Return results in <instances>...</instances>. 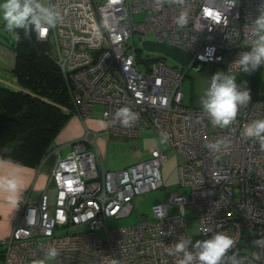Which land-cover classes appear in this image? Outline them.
<instances>
[{"label":"built area","instance_id":"1","mask_svg":"<svg viewBox=\"0 0 264 264\" xmlns=\"http://www.w3.org/2000/svg\"><path fill=\"white\" fill-rule=\"evenodd\" d=\"M47 2L61 21L35 38L59 66L83 129L65 152L61 145L52 147L55 158L36 200L29 198L30 188L21 193L10 231L1 239V264H178L182 254L169 255L167 247L180 237L195 242L217 232L236 242L222 264H264V150L242 136L249 122L264 119V97L251 94L232 124L219 127L202 107L184 105L181 90L193 59L209 62L208 86L216 72L239 69L235 61L249 50L250 25L264 11V0H237L232 7L230 0ZM134 12L141 17L133 18ZM181 15L183 26L176 23ZM143 39L182 48L189 63L172 60L184 67L179 70L154 50L138 58ZM94 105L100 107L98 126L88 124ZM125 106L136 115L129 126L116 117ZM142 127L164 147L155 144L116 170L106 169L101 159L98 165L95 138L136 137ZM217 141L218 150L208 147ZM167 149L181 157L178 179L189 193H168L151 204L148 219L107 225V219L130 212L135 195L162 185L159 165ZM185 208L195 220L191 232ZM49 247L59 252L54 261L45 260Z\"/></svg>","mask_w":264,"mask_h":264},{"label":"clouds","instance_id":"2","mask_svg":"<svg viewBox=\"0 0 264 264\" xmlns=\"http://www.w3.org/2000/svg\"><path fill=\"white\" fill-rule=\"evenodd\" d=\"M180 3L183 0H179ZM231 7L237 0H230ZM61 21L60 12L52 7L47 0H0V22L13 38L19 41L17 30H23L27 37L32 32L43 37L49 29L55 28ZM186 17L181 15L176 23L186 24ZM95 35L100 36L99 29ZM249 50L239 54L235 63L242 73L251 74L264 66V11L252 19L249 29ZM247 81L237 84L236 77L225 72H216L211 76L208 89L201 97V106L211 118L215 126L227 127L236 119L241 106L247 105L252 97ZM116 117L124 126H129L136 119L135 113L127 106L116 111ZM242 136L258 141L264 150V119L249 122L242 131ZM221 142L211 143L208 147L218 150ZM21 181L12 175H0V193L6 194L5 199L14 207L20 202L23 191ZM235 240L225 233L217 232L209 239L196 240L180 237L177 242L166 248L169 255L182 254L178 264H222L223 258L235 245ZM189 245L194 251L189 250ZM59 255L55 247L45 252L46 261H54ZM255 259H260L255 254ZM40 264H45L41 261Z\"/></svg>","mask_w":264,"mask_h":264},{"label":"rangeland","instance_id":"3","mask_svg":"<svg viewBox=\"0 0 264 264\" xmlns=\"http://www.w3.org/2000/svg\"><path fill=\"white\" fill-rule=\"evenodd\" d=\"M133 18L136 20L141 17V13L134 12ZM9 38V32L4 28L3 22H0V41L6 43ZM144 40V39H143ZM134 42L137 44V36L134 35ZM141 44V42H140ZM151 53L145 49H140L137 53L138 58L150 57ZM11 53L4 45L0 43V84H6L9 87L15 86L17 84L15 76L10 72L8 65L11 63ZM173 59H165V61L177 67L179 70H183L179 65L174 64ZM142 62L139 61L140 65ZM261 70V76H258L257 72L251 74L242 73L240 69L229 71L228 74L234 75L236 81L241 84L242 81H247V87L250 89L251 94L255 97L264 96V69ZM211 74L209 62H204L200 69H193L187 67L185 70V75L181 79V90H182V103L188 106H201V97L204 95L208 89L209 78ZM7 81V82H6ZM99 106L94 105L92 116L89 119L91 125H96L100 121L97 116L99 112ZM76 113L71 109V114L66 119L65 123L59 128L57 134L54 137V142L56 145H61V152H65L67 146L70 142L78 140L81 136L83 125L80 123L76 117ZM101 143H95L98 149H100V156L104 163V167L109 170H116L128 165L129 162L139 159V155L145 156V152L149 147L158 144L164 147L162 141H160L150 128L142 127L136 137H117L101 135ZM55 146V145H54ZM55 152H52L50 148L46 153V160L41 165L40 170L33 169V175L25 185L28 189L30 188L29 198L31 200H36L38 192L43 189L45 180L49 173L50 167L54 161ZM181 157L174 153L172 150H166V158L159 165L161 182L160 187L150 189L145 191L143 194L135 195L132 198V209L130 212L123 217L110 218L107 219L106 223L109 226H118L129 224L137 220L148 219L150 217V206L155 202H162L165 200V196L168 193L176 192L180 194L187 195L189 189L186 185H180L177 173V164L179 163ZM98 165L99 160L96 159ZM10 162V161H9ZM15 164V163H14ZM3 164L0 163V175L4 174L1 167ZM23 187V188H25ZM51 192H48L50 196ZM18 205L15 206V211L17 212ZM185 214L188 216L187 228L191 232L192 227L195 225V220L191 218L192 211L190 208H185ZM7 221V217L0 214V232ZM10 227L6 234L9 233ZM5 234V235H6ZM4 235V236H5ZM3 236V237H4ZM2 234L0 233V254L2 253L3 243L1 242ZM1 264V259H0Z\"/></svg>","mask_w":264,"mask_h":264},{"label":"trees","instance_id":"4","mask_svg":"<svg viewBox=\"0 0 264 264\" xmlns=\"http://www.w3.org/2000/svg\"><path fill=\"white\" fill-rule=\"evenodd\" d=\"M9 33L10 72L17 84H0V157L40 170L54 137L71 114L67 86L61 70L47 52V45L17 30ZM264 97V96H263ZM1 257V254H0Z\"/></svg>","mask_w":264,"mask_h":264},{"label":"crops","instance_id":"5","mask_svg":"<svg viewBox=\"0 0 264 264\" xmlns=\"http://www.w3.org/2000/svg\"><path fill=\"white\" fill-rule=\"evenodd\" d=\"M260 68H262V67H260ZM262 69H264V68H262ZM256 72L258 73V76H261V70L260 69H258ZM88 124L90 126H98V125H100V122H97L96 125H91L89 120H88ZM97 140H98V142L101 143V138H98ZM97 140H96V142H97ZM65 148H67V146H65ZM91 148L94 149V146H91ZM96 149L98 151V154H96V159L98 158V160H100V159L102 160V158L100 156V149H98L97 146H96ZM141 155L142 154H140L139 156H141ZM0 163H2L4 165L3 168L1 167L4 174L16 176L21 181L22 187H25V185L27 184V182L29 181V179L33 175V169L37 170V168H35V167H24L22 165L14 164V163L9 162L7 159L2 158V157H0ZM23 189L24 190L22 192L26 191L27 188L25 187ZM5 196H6V194L0 193V214H3L4 216L7 217V221L4 224L2 231L0 232L2 234V237L8 232L9 227H10V221H12V218L14 217V215L16 213L15 207L7 202V200L5 199Z\"/></svg>","mask_w":264,"mask_h":264},{"label":"water","instance_id":"6","mask_svg":"<svg viewBox=\"0 0 264 264\" xmlns=\"http://www.w3.org/2000/svg\"><path fill=\"white\" fill-rule=\"evenodd\" d=\"M140 45L145 50H154L162 54H165L169 56L171 59L178 62L180 65H187L189 63L190 54L180 47L173 46L163 42H158L155 40H147V39L142 40ZM188 67L193 69H200L201 64L197 60L193 59L189 63Z\"/></svg>","mask_w":264,"mask_h":264},{"label":"bare ground","instance_id":"7","mask_svg":"<svg viewBox=\"0 0 264 264\" xmlns=\"http://www.w3.org/2000/svg\"><path fill=\"white\" fill-rule=\"evenodd\" d=\"M98 138H95V143H96V140H97ZM95 145V147H96V144H94ZM96 157V156H95Z\"/></svg>","mask_w":264,"mask_h":264}]
</instances>
